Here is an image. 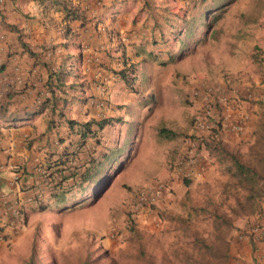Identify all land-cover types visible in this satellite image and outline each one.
Instances as JSON below:
<instances>
[{"label": "crops", "instance_id": "obj_1", "mask_svg": "<svg viewBox=\"0 0 264 264\" xmlns=\"http://www.w3.org/2000/svg\"><path fill=\"white\" fill-rule=\"evenodd\" d=\"M65 1L82 10V15H67L63 0H0V107L5 109L0 114V198L28 205L26 195L38 190L47 194L52 178L60 179L62 164H55L58 158H67L65 163L72 165L94 160L100 146L106 150L113 143L111 126H119V139L128 136L130 121L122 117L118 124L116 119L122 114L129 88L112 73L123 66L124 58H136L138 68L150 60L164 59L166 54L169 58V32L175 37L173 45L185 38L188 46L187 52L184 47V51H174L176 57L188 53L195 69L223 92L231 85L241 95L248 89L256 93L253 98L260 93L264 0H205L194 7L186 0ZM205 8L210 11L207 27L196 36L193 17ZM65 66L70 74L60 73L62 79H56L54 72ZM77 72L81 75L74 77ZM224 72L232 79H224ZM100 80L107 93L96 84ZM86 95L106 97V103L92 105ZM259 104L246 106L239 100L232 110L231 120L242 119L244 124L238 135L244 137L256 128L262 111ZM24 109L38 111L26 113ZM9 114L14 120H4ZM104 117L112 120L111 125L97 130L96 138L101 141L95 145L93 137H87L76 147L78 127L69 126L66 119ZM222 131L226 139L239 132ZM204 159L208 161L206 156L200 161L204 163ZM1 220L6 223L8 239L14 240L15 220ZM246 225L233 250L246 257V262L264 264V237L251 233L255 224Z\"/></svg>", "mask_w": 264, "mask_h": 264}, {"label": "rangeland", "instance_id": "obj_2", "mask_svg": "<svg viewBox=\"0 0 264 264\" xmlns=\"http://www.w3.org/2000/svg\"><path fill=\"white\" fill-rule=\"evenodd\" d=\"M205 27L202 19H195L196 36L202 35ZM168 34L171 38L167 41L175 39L171 32ZM184 42L178 39L169 51V58L166 54L163 62L158 58L137 67V82L133 90L128 87V98L122 102L120 110L122 114H117L119 119L124 117L130 123L129 135L120 140L124 148L123 160L110 167L111 172H117L113 180L105 183L106 177L101 179L93 188L98 190L105 185L100 195L92 196L93 190L89 188L86 193L89 196L84 198L86 202L71 209H60V205L50 201L49 195L45 194L41 200L26 205L24 216L18 221L15 239L0 242V264H28L31 256L35 258L33 264H81V256L92 257L94 264H145L146 260H139V247L146 254L154 255L156 264L161 261L164 264H192L185 254L193 250V243H189L192 240L190 233L195 229L212 241L214 227L201 218L198 210L190 214L188 208L190 205L213 206L212 202L220 211L232 216L233 223L225 234L227 243H216L225 256L211 257L207 264H251L250 260L246 262V257L243 259L236 254L233 245L240 240L237 236L246 224L264 225V192L256 195L253 210H239L236 214L228 204L231 201L238 209L235 197L223 188L224 182L229 186L235 180L226 172L225 163L205 162V159L203 163L201 158L189 168L187 175L178 169V157L189 145L196 129V115L203 106L202 98L192 97V91L205 82L212 83L204 72L195 69L188 53L176 57L177 52L184 51L182 47L188 51ZM129 61L137 63L136 58ZM260 71L264 75V65ZM222 77L232 79L228 72ZM261 82L257 98H253L256 93L250 89L243 90V95L231 85L224 90L238 94V97H231L236 101L244 100L246 106L249 102L260 101L258 109L262 110L252 132L243 137L238 135L240 131H235L237 135L233 133L234 136L224 139L231 150H237L240 156L264 172V143L258 141L256 144L255 134L264 131V121L262 125L260 123L264 120V96L261 95H264V78ZM214 86L217 92H223ZM160 128L177 134L167 137ZM111 131L109 137L114 145L122 131L119 126H111ZM102 151L100 146L99 156ZM104 165L106 172L109 171L107 164ZM187 177L190 179L188 184L185 183ZM150 181H161L165 187L154 199V206L151 203L137 206L134 202L137 192ZM260 183L264 184V180ZM239 195L244 200V192ZM43 203L47 204L44 206ZM183 218L190 224L188 232L183 229Z\"/></svg>", "mask_w": 264, "mask_h": 264}, {"label": "trees", "instance_id": "obj_3", "mask_svg": "<svg viewBox=\"0 0 264 264\" xmlns=\"http://www.w3.org/2000/svg\"><path fill=\"white\" fill-rule=\"evenodd\" d=\"M205 0H197L198 5L203 3ZM216 2L223 1V0H215ZM63 8L66 11V14L71 16L72 18H77L78 16L82 15V10H78L77 6L70 4L69 2L63 0L62 2ZM209 12H207V8H205L202 12L198 13L193 17V19H202V23L207 24V19L209 16ZM173 42L172 39L169 40V47H172ZM183 53H180V56ZM163 62V60H161ZM137 67L134 66L132 63L123 66L118 70H114V72L121 78L126 85L133 90L134 82H136V71ZM71 71L65 66L58 71L54 72L56 79H62L60 73L70 74ZM81 75L80 72L74 74V77H79ZM51 86V83H50ZM26 113L30 112H37L36 109H24ZM5 111L4 108L0 107V114H3ZM8 116L4 118V120H14L11 115H4ZM112 118H102V119H94L89 118L84 121H79L72 118H67L66 122L69 126L78 127V131L76 133L77 139L74 140L76 146H80L82 143L85 142V139L89 136H95L97 134L98 129H102L107 123H110ZM264 120H260L262 125ZM52 121H49V123ZM264 129V128H263ZM161 133H164L167 137H171L176 135L177 133H173L169 129L160 128L159 130ZM256 135V144L259 142H263L264 139V131L260 133H255ZM199 148L202 151V157L208 158L211 163H225L226 164V172L233 178L231 185H227L224 182L223 188L224 190H228L234 195V201L238 205V209L232 204L231 201L228 202L229 208L236 214H239V210L242 212H246L249 210H253L255 208V197L260 193L264 192V184L260 183V180H264V172H262L257 166L251 164L249 161L245 160L242 156H240L239 152L236 150H231L228 146V143L225 141L224 136L222 135L221 128L214 127L207 133H203L202 136L198 140ZM123 147L116 146V147H108L105 152L102 154L101 157L98 159H94L89 161L88 163L82 164H67L65 163L64 159L58 158L59 162L55 164H62L61 167V175L60 179L55 180L52 178L54 182L50 184L51 192L49 194L50 201L55 202L57 205H60V208H64L65 205L71 203L69 206H76L78 205L85 197L89 196L87 190L89 188L95 187L101 179L106 177V182L108 183L115 172H111L110 167H113V164L118 162H122L121 156ZM260 150V149H259ZM262 151V150H261ZM128 150H126L125 156L128 157ZM256 155L257 150H255ZM262 152L259 151V154ZM205 155V156H204ZM264 163V159H263ZM109 168V171L106 172V166ZM190 179L187 177L185 183L188 184ZM102 187H98V190H93L92 196H99ZM240 192H244V200L240 198ZM86 194V195H84ZM49 202V201H48ZM226 202V201H225ZM47 203H43L45 206ZM213 206H205V205H190L189 206V213L191 214L193 211H197L201 214V218L204 220H208L213 224L214 231L212 236V241H209L207 237L202 236L197 230L193 229L190 235L192 234V242L193 250L185 252L186 257H190V261L192 264H207L208 259L211 257H219L221 255L225 256V254L221 253L218 250V245L216 243H227L225 239V234L229 229V226H232L233 217L230 216L225 211H220L218 205L215 202H212ZM151 206H154V203H151ZM200 211V212H199ZM241 212V213H242ZM181 219V218H180ZM184 222L183 229L185 232L190 230V224L187 222V218L182 219ZM219 241V242H218ZM138 257L140 259H144L145 264H156L154 260L156 257L154 255L146 254L142 247L138 249ZM34 256L29 258L28 264H33L35 261ZM81 264H94L92 257H80ZM157 264H164L162 261Z\"/></svg>", "mask_w": 264, "mask_h": 264}, {"label": "built area", "instance_id": "obj_4", "mask_svg": "<svg viewBox=\"0 0 264 264\" xmlns=\"http://www.w3.org/2000/svg\"><path fill=\"white\" fill-rule=\"evenodd\" d=\"M192 96L201 97L203 106L196 115L194 121L196 129L188 141L189 145L187 146L186 151L178 157V169H180L181 172H185V175L189 174V168L202 158V151L198 146V140L203 133L209 132L214 127L221 128V130L229 128L233 131H241L244 128L242 119L237 121L231 120V108L237 106L239 99L236 101L231 95L217 92L216 87L209 83L203 84L201 88L193 89ZM164 187L165 185L161 181L147 182L137 192L136 197L134 198L135 204L137 206H143L154 203V199L160 194V190ZM11 207L12 206L9 205V208ZM251 233L255 236L264 237V226H255L251 229ZM1 236L2 234L0 233V238Z\"/></svg>", "mask_w": 264, "mask_h": 264}, {"label": "clouds", "instance_id": "obj_5", "mask_svg": "<svg viewBox=\"0 0 264 264\" xmlns=\"http://www.w3.org/2000/svg\"><path fill=\"white\" fill-rule=\"evenodd\" d=\"M191 6H198V3H197V0H186ZM173 40H174V38H172ZM180 42H184L183 40H180ZM185 49V48H184ZM157 59V58H156ZM156 59H154V60H156ZM162 60H165V59H162ZM129 62V63H128ZM133 64L134 66H136L135 65V62H131V61H129L128 59H123V66H127V65H129V64ZM122 66V67H123ZM121 67V68H122ZM137 67V66H136ZM138 70V68L136 69V71ZM136 71H135V75H136V82H137V78H138V75H137V73H136ZM114 76H117V77H119L114 71H113V73H112ZM121 79V78H120ZM19 80H20V78H19ZM104 80V79H103ZM102 80V82H99V83H96V84H100V89H101V91H104V92H106L107 93V87L106 86H104L105 84H104V81ZM136 82H134V85H135V83ZM205 83H208V82H205ZM205 83H203V84H205ZM203 84L201 85V87L203 86ZM209 84H212V83H209ZM214 85V84H213ZM201 87H196V88H201ZM133 89H134V86H133ZM90 96V97H89ZM191 96H192V94H191ZM193 97V96H192ZM196 97H199V96H196ZM84 98H86L87 99V101L88 102H90L92 105H98V106H103L105 103H106V97H96V96H94V95H86V96H84ZM101 102V103H100ZM104 118H110V117H104ZM119 118L118 119H116V121L117 122H119ZM111 123V122H110ZM110 123H107L106 125L108 126ZM105 125V126H106ZM111 125V124H110ZM104 126V127H105ZM103 127V128H104ZM99 130V129H98ZM98 134V133H97ZM89 137H93V139H94V141H95V145L96 144H98L101 140H99V138L100 137H98V138H96V135L95 136H89ZM127 137V136H126ZM126 137H124V139L126 138ZM124 139H122V140H124ZM120 140L121 139H119V137H117V142H116V144H114V145H111L110 144V146H108V147H116V146H121L122 145V143H120ZM83 144V143H82ZM75 146H76V144H75ZM76 147H80V146H76ZM103 150V149H102ZM105 152V150H103L101 153H100V156H98V157H96L95 159H98L99 157H101L102 156V154ZM116 173L117 172H115V175H116ZM114 175V176H115ZM113 176V177H114ZM111 180H113V178L111 179ZM110 180V181H111ZM51 192V190L50 191H48V193H50ZM46 194L44 191H41V190H38L37 191V193H35V194H30V195H26L25 196V198L27 197L28 198V200L30 201V203H32V202H34V201H38V200H41L42 199V197H43V195L45 194V195H49V194ZM86 200L87 199H83L79 204H81V203H85L86 202ZM71 203H68L67 205H65V207H64V209H71V208H73V207H76V206H69L68 207V205H70ZM9 205L10 206H12L11 208H9ZM25 204H24V202H21V201H19V200H15V201H13V200H8V199H4V198H0V233L2 234V236H1V238H0V242L2 241V240H6V239H8L10 236L8 235V232H6L5 231V225H6V223L5 222H2V218L3 217H5L6 218V220L8 221V223H9V221L10 220H15V232L17 231V228L19 227V226H17L18 225V221L20 220V219H22L23 218V216H24V209H25ZM60 208V207H59ZM60 209H62V208H60ZM63 209V210H64ZM13 212H15V213H13ZM3 242V241H2Z\"/></svg>", "mask_w": 264, "mask_h": 264}]
</instances>
